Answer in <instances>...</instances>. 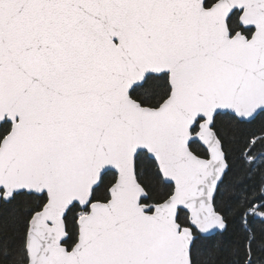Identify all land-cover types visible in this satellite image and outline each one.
I'll return each mask as SVG.
<instances>
[{
  "label": "snow or ice",
  "instance_id": "obj_1",
  "mask_svg": "<svg viewBox=\"0 0 264 264\" xmlns=\"http://www.w3.org/2000/svg\"><path fill=\"white\" fill-rule=\"evenodd\" d=\"M222 113H264V0H0V201L35 198L0 264H197L227 228ZM238 211L264 219V179Z\"/></svg>",
  "mask_w": 264,
  "mask_h": 264
},
{
  "label": "trees",
  "instance_id": "obj_2",
  "mask_svg": "<svg viewBox=\"0 0 264 264\" xmlns=\"http://www.w3.org/2000/svg\"><path fill=\"white\" fill-rule=\"evenodd\" d=\"M216 129L223 138L227 162L230 165L215 196L217 209L225 216L227 228L197 241L195 249L197 264H247L249 255L253 264H264V220L257 215L250 218L245 227L238 211L239 200L243 196L251 198L253 192L259 196V187L264 179V169L249 172V164L241 157V153L246 150V142L264 135V113L258 114L255 119L248 122H240L231 114L222 113L216 118ZM192 148L198 154L204 155V148L199 143L193 144ZM261 151L264 149L257 146L256 152ZM150 168L151 165H147L145 171L148 177L147 190L153 198L149 202H155L162 198L166 189L162 183L152 178ZM109 178H105L106 182ZM103 193L104 186L97 190V195L102 196ZM34 199L21 192L10 203L0 202V235L8 238L13 251L21 243L25 210L32 205ZM255 202L258 204L259 200ZM72 228L73 226L69 224L70 232ZM249 235L255 237L250 253L247 250Z\"/></svg>",
  "mask_w": 264,
  "mask_h": 264
},
{
  "label": "water",
  "instance_id": "obj_3",
  "mask_svg": "<svg viewBox=\"0 0 264 264\" xmlns=\"http://www.w3.org/2000/svg\"><path fill=\"white\" fill-rule=\"evenodd\" d=\"M199 143V142H198ZM200 144V143H199ZM201 146H202V144H200ZM203 147V146H202ZM204 148V147H203ZM23 192V191H22ZM1 202V201H0ZM262 219V218H261ZM262 220H264V219H262ZM223 231V230H222ZM217 232H221V230H217V231H214L212 234H210V235H213V234H215V233H217ZM210 235H208V236H210Z\"/></svg>",
  "mask_w": 264,
  "mask_h": 264
}]
</instances>
